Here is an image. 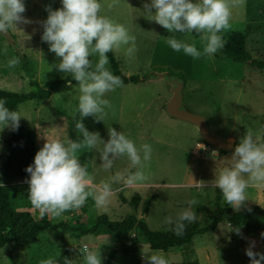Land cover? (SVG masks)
<instances>
[{
    "label": "rangeland",
    "instance_id": "1",
    "mask_svg": "<svg viewBox=\"0 0 264 264\" xmlns=\"http://www.w3.org/2000/svg\"><path fill=\"white\" fill-rule=\"evenodd\" d=\"M23 2L26 7L23 15L31 23L18 24V28L9 30L15 35L14 46L32 58L35 78L40 83L66 76L55 67L59 58L49 51L48 43L41 39L42 22L48 15L46 9L61 7V0ZM99 2L102 5L100 15L124 25L135 36L137 51L133 55L126 54L131 44L112 51L121 72L143 76L164 72L162 67L181 71L184 75L181 88L183 107L205 117L209 131L222 140L232 142L233 150L224 151L208 145L194 125L166 113L164 104L172 92L170 83L164 78L123 84L103 97L111 103V108L105 109L103 121L88 116L82 122L90 132H98L105 141L108 139V128L113 127L133 140L137 147L145 143L151 145V160L145 162L142 168L147 179L132 186H126L122 181L112 183L113 195L106 207H98L95 200L89 197L81 209L67 211L60 217L47 215L54 221L75 220L79 215L81 219L93 218L102 213L110 219H120L133 211L128 202L137 193L140 198L135 209L137 218L142 216L144 198L155 196L144 216L151 230L167 229L170 224L166 223V218L171 217L175 223L178 213L189 207L194 211L196 220H201L203 212L196 211L195 205L190 206L188 201L196 197L199 204L207 207L214 202L219 206L226 204L220 189L215 187V176L230 166L232 152L240 139L249 131L254 137H260L264 132V71L252 70L226 57L202 55L194 59L183 51L172 50L166 39L173 35L187 43L195 42L201 52L203 44L196 33H168L153 21V13L144 8V4L151 0ZM231 11V27L219 35L223 39L234 30H242L245 48L251 58L264 60V0H238ZM8 43L5 34L0 33V89L23 93L29 89L27 78L19 64L8 67V61L15 57ZM90 59L94 69L99 56L94 54ZM80 95L76 82L64 91L52 92L46 100L18 104L17 112L22 116L20 123L35 132L36 152L45 140L82 139L72 118ZM76 118H79L78 114ZM8 135V127L0 131V164L6 154L5 139ZM78 155L87 161V170L97 185L110 181L117 172H124L125 169L131 173L138 170L130 167L127 157L117 158L113 167L106 171L102 167L99 151L82 150ZM193 180H202L206 186L198 189L193 186ZM18 183L25 184L26 181ZM118 193L124 201L119 200ZM215 194L218 197L216 200ZM246 194L248 199L242 206L253 203L264 207V185L252 184L246 189ZM31 210L37 211L34 208ZM229 229L226 221L221 220L212 232L195 236L192 239L194 254L191 256L202 264H251L245 250L252 241L255 242L253 250L264 253V233H245L240 228L241 234L237 235ZM145 247L148 245L135 227L121 237L105 232L75 236L59 229L40 234L34 244H5L0 249V264H41L42 260L56 259L64 249L68 250L72 264H85V249L100 250L102 264H107V253L111 249H115L112 264H148L142 257ZM151 251L162 252L169 263L181 260L178 249Z\"/></svg>",
    "mask_w": 264,
    "mask_h": 264
},
{
    "label": "clouds",
    "instance_id": "2",
    "mask_svg": "<svg viewBox=\"0 0 264 264\" xmlns=\"http://www.w3.org/2000/svg\"><path fill=\"white\" fill-rule=\"evenodd\" d=\"M236 2L238 0H151L144 4V8L153 13L152 20L168 33L198 34L203 44L202 52L195 42L187 43L174 35L166 39L172 50L183 51L198 59L202 55L211 57L223 47L219 33L230 29L231 9ZM61 5L54 10L51 7L46 9L48 15L42 22L41 39L48 43L49 51L59 58L55 67L70 75L79 85L81 95L72 118L82 139L45 140L35 153L33 163L26 167L30 203L41 219L47 214L60 217L67 211L81 209L89 197L95 200L98 207H106L113 195L112 183L122 181L126 186H132L147 179L142 168L152 156V147L147 143L137 147L133 140L113 127L108 128V139L105 141L98 132H90L82 122L88 116L103 121L105 109L111 108L110 101L103 97L123 85L121 78L106 67L109 64L107 53L131 44L126 54L133 55L137 51L135 36L124 25L100 15L102 5L99 0H61ZM25 11L23 0H0V33L7 34L18 24L31 23L23 15ZM94 54H98L99 59L94 70H90V57ZM19 63V58L13 57L8 61V67H15ZM6 103L0 100V131L5 127L16 130L22 116L6 107ZM259 141L260 137H254L249 131L235 145L230 166L215 176V187L220 189L224 201L233 210L238 211L248 199L246 189L250 185H264V143ZM93 149L99 151L102 167L106 171L120 157H127L130 167L138 170L131 173L125 169L124 172H117L110 181L97 185L78 155L82 150ZM193 186L203 189L206 184L202 180L194 181ZM188 204L197 205L199 200L193 197ZM195 220L191 207L183 209L171 230L180 236L185 230L184 222L192 223ZM166 223L172 224V218H166ZM229 230L241 234L238 227ZM254 246L255 242H250L245 253L251 264H262L264 253L254 251ZM142 257L148 264H169L162 252L151 251L148 247L142 251ZM84 260L85 264H102L100 250L85 249ZM41 264H57V261L48 258L42 260Z\"/></svg>",
    "mask_w": 264,
    "mask_h": 264
},
{
    "label": "trees",
    "instance_id": "3",
    "mask_svg": "<svg viewBox=\"0 0 264 264\" xmlns=\"http://www.w3.org/2000/svg\"><path fill=\"white\" fill-rule=\"evenodd\" d=\"M11 53L20 60L19 66L24 76L27 78L28 91L20 93L0 89V100H5L6 107L17 112L18 104L25 101H43L46 100L52 92L66 90L76 81L66 75L62 78L49 80L40 83L35 78V65L31 57L19 52L14 46L15 35L8 31L5 34ZM223 47L214 55L218 58H229L232 61L243 63L248 68L257 71H264V60L251 58L245 48V34L242 30H234L223 38ZM109 70L116 76H119L126 83H138L153 78L151 75L139 76L138 74L125 75L119 68V62L111 52L107 53ZM94 70V69H90ZM167 74L184 83V75L181 71L171 70L162 67ZM69 81L71 83L69 84ZM260 143L264 142V132L260 136ZM35 132L19 122L16 130L9 128V135L5 139L6 154L0 164V249L7 243L14 246L22 244H34L38 236L45 231L63 230L75 234V236L100 233H108L111 236L121 237L131 231L134 227L146 241L151 250L166 251L168 248L178 249L181 253V260L169 264H202L197 258L191 256L194 254L192 249V239L197 235L212 232L219 221L225 220L230 228H242L245 233H264V207L257 204H247L238 211L233 210L228 204L219 206L216 202L211 207L203 204L195 205V210L203 212L201 220L189 223L185 221V230L182 235L177 236L171 230L175 223L163 230H151L147 227L144 216L148 211L149 204L154 200V195L144 198L141 207V217L137 218L135 214L136 206L139 202V195L134 193L129 204L132 212L125 214L120 219H110L102 213L93 218H79L75 220L59 219L54 221L45 215L42 219L38 211L31 210L33 206L28 196L29 173L26 167L33 163L36 153ZM82 165L87 167V161L79 158ZM25 180V184L18 183ZM120 201H124L121 194L118 193ZM218 199L217 195L214 196ZM115 249L107 253V264H112V256ZM192 257V258H191ZM57 264H72L68 250L64 249L55 259ZM220 264V263H212Z\"/></svg>",
    "mask_w": 264,
    "mask_h": 264
},
{
    "label": "water",
    "instance_id": "4",
    "mask_svg": "<svg viewBox=\"0 0 264 264\" xmlns=\"http://www.w3.org/2000/svg\"><path fill=\"white\" fill-rule=\"evenodd\" d=\"M153 78H164L167 81H172L167 72H154ZM182 81L177 80L171 87V96L165 101L164 109L166 113L179 120L186 121L194 125L202 138V140L208 145L217 148L219 150L231 151L233 150L232 142L222 140L219 137L214 136L208 129L206 119L201 114L189 111L182 105L181 95ZM80 211V210H79Z\"/></svg>",
    "mask_w": 264,
    "mask_h": 264
},
{
    "label": "flooded vegetation",
    "instance_id": "5",
    "mask_svg": "<svg viewBox=\"0 0 264 264\" xmlns=\"http://www.w3.org/2000/svg\"><path fill=\"white\" fill-rule=\"evenodd\" d=\"M171 80H172V81H168V82L170 83V85H171V87H172L173 83H175V81H177V79L171 77Z\"/></svg>",
    "mask_w": 264,
    "mask_h": 264
},
{
    "label": "crops",
    "instance_id": "6",
    "mask_svg": "<svg viewBox=\"0 0 264 264\" xmlns=\"http://www.w3.org/2000/svg\"><path fill=\"white\" fill-rule=\"evenodd\" d=\"M226 224L228 225V223L226 222Z\"/></svg>",
    "mask_w": 264,
    "mask_h": 264
}]
</instances>
